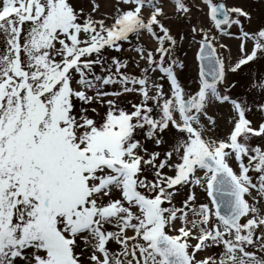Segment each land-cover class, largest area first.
Returning <instances> with one entry per match:
<instances>
[{"label":"snow or ice","instance_id":"snow-or-ice-1","mask_svg":"<svg viewBox=\"0 0 264 264\" xmlns=\"http://www.w3.org/2000/svg\"><path fill=\"white\" fill-rule=\"evenodd\" d=\"M0 264H264V0H0Z\"/></svg>","mask_w":264,"mask_h":264},{"label":"rangeland","instance_id":"rangeland-1","mask_svg":"<svg viewBox=\"0 0 264 264\" xmlns=\"http://www.w3.org/2000/svg\"><path fill=\"white\" fill-rule=\"evenodd\" d=\"M253 2H254V0H253ZM234 46V45H233ZM202 199H203V197H202Z\"/></svg>","mask_w":264,"mask_h":264}]
</instances>
